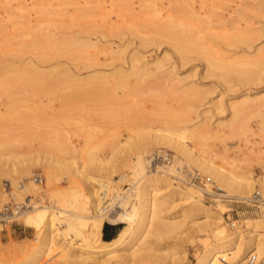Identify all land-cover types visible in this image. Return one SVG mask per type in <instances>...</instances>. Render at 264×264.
I'll return each instance as SVG.
<instances>
[{
  "label": "rangeland",
  "instance_id": "374dc122",
  "mask_svg": "<svg viewBox=\"0 0 264 264\" xmlns=\"http://www.w3.org/2000/svg\"><path fill=\"white\" fill-rule=\"evenodd\" d=\"M71 1L77 2V6ZM136 1L137 8L131 9V5L122 0H93L94 3H89L91 6L88 4L89 11L81 7L82 4L87 7L84 1L78 6L77 0H67L64 12L51 13L52 19L63 18V35L68 40L82 39L83 43L89 42L85 43L86 46H93H87L86 58L58 56L41 65L51 72L68 69L81 81H66L56 87L46 82L23 85L17 95L18 112L6 111L10 99L3 96L0 113V211L11 202V196L17 198L14 201L26 203L28 209L44 203L56 210V205H61L73 195L82 202L90 196L94 186V183L89 185L85 181L84 176L87 175L109 183L111 194L118 192L120 199H127L128 204L124 207L128 212L132 209L129 203H135V192L140 182L134 175V157L138 151H143L149 160V170H160L161 174L169 167H176L170 175L173 187L167 186L162 191L164 208L161 215L165 221L182 215L178 218L177 227L164 228L167 232L162 237L151 236L137 251L141 254L136 258L129 256L124 261L120 259L121 264H193L205 246L212 243L216 231L229 237L240 231L244 238L243 247L251 243L258 233L264 238V202L258 207L249 201L256 193L264 195L259 184L264 179V78L246 81L251 76L224 71L228 73L224 74L228 79L225 77V80L224 75L221 76L223 69L208 66L206 51L182 54L174 46L169 33L161 32L162 27L184 22L188 31L191 29L202 35L210 50H216L225 57L233 55V59H240L244 51L252 56L260 52L264 55V3L262 0H185L176 5L170 0H156L155 7L150 9L147 5L141 7ZM188 3H195L198 8L202 6L204 13L186 12L184 7L187 8ZM74 7L79 12H75ZM234 8L239 11L234 17H229L231 20L222 17L223 14L228 18V11ZM2 12L3 8L0 9ZM237 28L251 29L252 48L233 43L234 36L240 32ZM110 49L121 52L122 58L113 60ZM56 66L59 68L55 69ZM144 67L148 69L149 76L143 73L145 76L141 79L134 75L133 68ZM118 68L123 69L126 75L125 83L114 73ZM98 75L102 77L98 78ZM82 80L87 83L86 90L97 92L94 95L85 92L80 96L73 93L70 86H76L75 83ZM102 88L109 94L100 92ZM195 89L203 95H197ZM69 92L75 99H69ZM246 92L253 98L263 96L262 102L248 108L247 113H233L231 103L247 97ZM84 94H87V99ZM174 110L185 112L190 119L186 124L188 130L183 133H186L185 138L178 137L183 126L175 118L182 114L175 116L180 113H173ZM169 129L176 132L173 136L168 135L173 143L159 138V135L173 132ZM57 140L64 144H58ZM177 141L185 142L191 155L196 154L209 163L213 160L227 172H235L237 177L245 174L253 182L252 187L247 192L223 189L214 177L200 170L191 155L174 148ZM70 143L78 148L85 146L82 148L85 150L83 156L82 150L76 153L73 171L64 165L51 169L50 181V168L43 159H63L71 152ZM84 159H88L92 168L82 170L83 176L74 168L78 169ZM35 172L44 178L42 184L29 182ZM122 173H127V177L117 183L116 179ZM6 184H11L10 194ZM191 189H197L191 194L198 198L188 199ZM128 190L132 192L130 199ZM74 208L68 207L72 212L77 210ZM186 209L188 214H185ZM91 211L96 214L92 205ZM126 211L107 216L101 228L102 241H110L122 233L128 225ZM0 225V258L3 261L16 259L22 255L21 249L30 250L39 243L35 239L36 229L27 226L22 216L0 222ZM76 253L71 252L70 258L58 262L43 259V263L97 264L92 261L97 257H79Z\"/></svg>",
  "mask_w": 264,
  "mask_h": 264
},
{
  "label": "bare ground",
  "instance_id": "6f19581e",
  "mask_svg": "<svg viewBox=\"0 0 264 264\" xmlns=\"http://www.w3.org/2000/svg\"><path fill=\"white\" fill-rule=\"evenodd\" d=\"M65 1L56 0L55 2L54 0H0V9L3 8V12L0 13V113L3 106L2 98H4V95L9 97L10 99V104L6 110L7 112H15V110L20 109L17 105V95L19 88L23 85H29L33 83L37 84V82H46L52 87H56L66 81L71 82L77 81L76 79L79 80L75 73L70 72L68 69H63L61 72H51L50 70L44 69V66H41L54 59V57L58 56L72 57L74 59L86 58L88 55V49L92 45H87L89 46L87 47L85 43L89 44V42L83 43L82 39V41L79 39L81 42L78 40H73V42L71 40H68L63 35L65 34L63 31L65 26L63 18L60 17V19L58 18V20H56V18L53 17L54 19H52L51 16L54 11L64 12L63 6ZM77 1L80 3H78V6H81L82 1H84L83 3L87 4V7H84V4H82L81 7L83 9L88 8V4H92L91 2H93V0ZM122 1L126 2V5L130 4L131 9L137 8V6H135L137 3L136 0ZM155 1L156 0H138V3L141 7L147 5V7H150V9H152L156 5ZM170 1L176 2V5H180V3H183V1L185 0ZM262 2L264 3V0H262ZM75 3L76 4L72 2L74 6H77V2ZM90 4L89 6H91ZM79 8L78 10H80ZM82 8L81 10H83ZM184 8L186 9L185 11L190 14L201 15L204 13L201 10L202 6L198 8L195 3H188L187 8ZM90 9L89 11H91ZM238 11V8L230 9L228 11V18L223 14L222 17H224L226 20H231L229 19V17H234V14H236ZM75 12H79L77 11V8ZM81 12L82 11H80V13ZM82 14L81 16L84 17V14ZM184 26L185 23L180 22L173 23L170 26L164 28L162 27L161 29V32H163L164 34L169 33L170 37L174 41V46L182 54H186L189 51H206V60L208 66L214 67L216 68V70H218L217 68L223 69V73H221V76L222 74L224 75L232 72L236 74H244V76L247 75V77L251 76L249 78L245 77V79L247 78L246 81L258 79L261 80L264 78V55H262L261 52L258 55L254 54L252 56L248 54L247 51H244V54L240 59H233V55L225 57L216 50H210L209 45L205 43L202 35L199 32L193 31L191 29L190 31H188V26H185L188 28V30ZM237 29L240 30V32L236 36H234L233 43L245 45L248 48H252V36L250 34L251 29ZM110 51L113 53V60L122 58L121 52L113 49H110ZM234 54H236V52H234ZM52 68L54 69L55 67ZM58 68L59 66H56L55 69ZM122 70L123 69L118 68V70L114 73L115 75L117 74L119 80L125 83L126 75L122 72ZM224 71H227L228 73H225ZM133 72L134 75L138 77L140 76L141 79L142 76H145L146 74V76H149V71L145 67L133 68ZM143 73L146 74L144 75ZM100 77H102V75H98V78ZM225 77L226 76L224 75L223 78L225 79ZM79 81H81V79ZM84 83L85 86H83ZM86 84L87 83L82 80V82L75 83L76 86L72 84V86L70 87H72L71 89L73 93H77V95L80 96L85 92H89V90H86ZM103 84H105V82ZM108 85L106 84L107 87ZM94 87H96V85H94ZM102 87H104V85ZM90 88H93V86ZM110 88L108 90H110ZM96 92H91L90 94L94 95V93ZM100 92H104L103 88ZM194 92L199 96L203 95L200 90L195 89ZM106 93L109 94L108 92ZM69 94L71 95L69 99L71 97L75 99L72 93L69 92ZM90 94H88V96H90ZM245 95H247V97L238 99L235 102L231 103L233 113L240 112L239 114H241L242 112H246L247 110H249L248 108L251 109V106L253 108L260 102H262L261 99L263 96L253 98V96L250 97L249 93L247 92L245 93ZM86 97L87 94L85 95V99L88 98ZM75 108H77L76 110H78V106ZM106 109L109 110V108ZM176 111L177 110H174L173 113H175ZM16 112H18V110ZM171 112L172 111H170V113ZM181 114L182 113L175 116H180ZM77 115L79 116L78 112ZM171 115L174 114L171 113ZM175 119L183 126L180 127L182 128V131L180 133L178 132V137L180 139L185 138L186 133H183L185 130H188L186 124L189 123L190 119L185 116V112L184 114H182V116H180L179 118L176 117ZM176 129H178V127ZM174 133L176 132H168L163 135H159V138H161L166 143H173L171 141L172 138L170 139L168 135L171 136L172 134L174 135ZM57 143L60 145L64 144V142L58 140ZM1 145L2 144H0V146ZM83 147L78 148L70 143L69 150H71V152L69 151L67 155L63 157V159H61V157H54L51 160L50 158L45 157L43 160L45 161V163L48 162L50 168L48 172V179H51V169H53L55 166L64 165L72 170V168L75 167L74 165L77 160L76 153L82 150L81 155L83 156L85 152V150L82 149ZM174 148L180 153L191 155V150L185 142H175ZM191 156L194 158V161L199 166L200 170L208 173L211 177H214V180H216L217 183L220 184V186L225 190L245 192L247 189L249 190V187L251 188L253 185V182L251 183L250 178L245 174L239 175L237 177L235 172H227L223 167H221V165L215 164L213 160H211V164L209 162H206L205 160H202L199 156H196V154H193ZM134 158L136 159L134 175L135 177H139L140 182L137 186V193L135 192L137 196L135 197L134 205H132L133 201L129 203V205L131 204L130 207L129 205H127L130 209L132 208L130 211L127 212L126 209L128 210V208L124 207V204H128V200L120 199V193L118 192H116L115 194H111V191H109V189H111L112 186L109 183L95 180V177H87L86 174V176H84L83 173H81L82 170L86 171V169H88L89 167L92 168V165L90 164L88 159H84V161L82 160L81 165H79L78 169L76 168L77 170L74 168L76 173H81V175L85 177V181H87L89 185L90 183H94L93 189L92 191H90V196L86 197L84 201L80 202L78 197L75 198V196L73 195L72 198L66 199V201H64V203H62L61 205L57 206L54 203L56 207H58V209L56 210L50 204L47 205L43 203V205L41 206L32 207L29 209L28 205L25 204L27 208L17 212L18 214L10 217L9 219H0V222H6L18 216H22L27 226L36 229L35 239L39 242L38 245H34L30 250H27L25 248L21 249L22 255L16 259L3 261L0 258V264H44L46 261L44 260L45 262L43 263V259H52L53 262H58L70 258L71 252H77L76 255H78L79 257H83L85 255L88 258L97 257L92 258V261L95 260L97 264H121L120 259L123 260L127 259L129 256L135 257L136 255L141 254H138L139 250L144 247V241H148V238H150L151 236L162 237L163 234L167 232V230L164 228L174 225L177 227L180 222L178 218L182 214H179V216L177 215V217L174 216L173 219H166V221L162 218L161 215L162 209L164 208V205L161 202V198L164 197L162 191L167 186L173 187V182L170 180V175L176 167H169L167 171L163 170L164 173L160 174V170L152 171L148 169L149 160L145 157L143 151H138ZM64 160H66L67 162H64ZM233 173H235L236 176ZM126 177L127 173H122L118 176L116 182L118 183L119 181H123ZM29 182L32 185L33 183L42 184L44 182V178L41 176V174L35 172L32 176V180H29ZM15 183L18 182L16 181ZM259 184L261 191L264 194V179L260 180ZM5 186V188L8 190V193L10 194L9 188L11 187V184H6ZM101 192L103 194L102 196ZM193 192H197V189H191L188 199L199 197L197 195L191 194ZM128 194L129 195H127V197H129L128 199H130V197H132V192L129 193L128 190ZM263 196L261 197L262 202H264ZM11 198L12 200L10 203H8V205L10 206V204H12V209L16 212V207L13 204L19 202L14 201L17 199L15 196H11ZM91 205L94 206V209H96V214L91 213ZM71 206H74L75 208H77V210H75V212H72V210L70 211L68 207ZM3 210H1L0 212H2ZM123 210L127 212L125 216L127 217L128 225L124 228L121 234L119 233V236L117 238L110 241H102V239L100 238L101 228L107 216L110 214L120 215L122 213H125L123 212ZM188 213L189 211L187 210L185 214ZM205 213L208 214V211H206ZM1 226L2 225H0V231L2 230ZM172 229L173 227L170 230ZM258 234L254 235V239L251 243L243 247L244 238L240 231L236 235L230 237L223 232L216 231L212 236V243H209L205 246V249L203 250L201 256L193 264H264V238ZM93 240L94 242L101 241V243L95 242L98 245L95 243L94 245L92 242ZM82 241H84V243Z\"/></svg>",
  "mask_w": 264,
  "mask_h": 264
},
{
  "label": "built area",
  "instance_id": "2783aa9c",
  "mask_svg": "<svg viewBox=\"0 0 264 264\" xmlns=\"http://www.w3.org/2000/svg\"><path fill=\"white\" fill-rule=\"evenodd\" d=\"M261 194L260 193H256L253 196H251L249 198L250 204H252L253 206H260L261 201ZM26 203L23 202H19V203H15L13 204L16 207V212L13 211L12 209V204H10V206L7 204L4 207V210L2 212H0V219H9L10 217L18 214L17 212L22 211L24 209L27 208V206L25 205Z\"/></svg>",
  "mask_w": 264,
  "mask_h": 264
}]
</instances>
